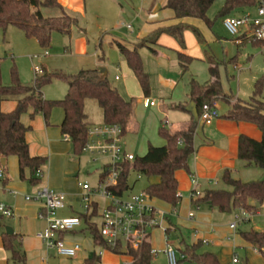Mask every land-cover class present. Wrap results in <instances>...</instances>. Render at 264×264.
Masks as SVG:
<instances>
[{"label": "trees", "instance_id": "obj_1", "mask_svg": "<svg viewBox=\"0 0 264 264\" xmlns=\"http://www.w3.org/2000/svg\"><path fill=\"white\" fill-rule=\"evenodd\" d=\"M216 0H167L165 9L172 12L175 20L194 19L203 22L207 27H212V22L207 18V12ZM258 0H225L216 18H224L238 14L240 11L255 8ZM58 9L61 15L45 18L40 9ZM12 26L20 30L27 39L35 40L41 48H48L51 41V33L70 36L73 28H78L76 18L67 15L57 0H0V29L5 30ZM187 26L183 23L167 28L157 29L146 38L138 42L134 49H128L120 43H115L122 59L135 77L142 96L147 98L150 94L149 78L143 70L141 58L136 47H148L155 45L162 34L172 37L181 49L185 48L183 34ZM198 41H201L197 30L191 29ZM242 43V42H241ZM240 43V44H241ZM253 47L264 49V41L250 39ZM154 53L153 50H151ZM178 63L182 74L188 70L192 58L184 54H178ZM235 59V58H234ZM218 64L209 63V80L199 84L191 80L189 83V101L195 104L197 114L205 104L211 105L219 100L227 99L222 91ZM53 79H60L66 85V94L61 100H46L43 98L42 89ZM262 83L258 81L252 91V95L246 102L236 101L221 118L236 123H249L260 131L262 141L260 143L249 141L243 137L238 139L241 152L240 160L249 166H254L264 172V100L261 98ZM16 100L14 110L9 113L0 112V158L15 157L18 162L19 177L24 180V172L28 170V181L37 185L39 179L34 175L46 164V158L31 157L25 135L30 127H25L20 122L22 115L31 110L30 119L41 114L47 123L51 111L60 108L63 111V121L60 132L70 145L73 156L83 154L87 143V129L89 127L85 104L88 100L97 103L102 112L103 124L120 127L124 137L128 131V123L134 109V100H124L118 91L111 85L106 75L98 69L81 70L75 75L50 74L42 69V75L33 79L31 86L20 83L15 68L10 70V85L3 86L0 83V100ZM184 106H177L182 109ZM196 124L191 122L187 128L177 132H170L160 126L157 135L165 144L162 147L149 145L145 154L134 157L131 162L122 164V171L117 184L111 188L114 196L123 198L130 190L128 177L136 173L148 180L156 179L149 183L143 193L149 198L163 202L172 208H176L180 202L178 195V182L176 172H188L189 161L195 153L194 136ZM1 168V165H0ZM105 172L99 176L101 181ZM222 183L229 190H206L199 197L191 198L193 205H206L210 209H216L221 213L233 210H244L249 215L258 212L256 205L264 204V175L256 181L241 182L234 180L229 171H224L221 177ZM90 217H96V210ZM87 212L79 215L86 232L89 233L95 245L113 254L121 255V248L110 250L97 233L96 223H89ZM170 228L164 232L167 234ZM243 241L255 249L264 257V232L249 230L241 232ZM15 236L2 234V247L10 253L12 264H23L25 256L14 248ZM202 244L197 242L192 245H184L180 251L184 255L181 262L194 264H220L216 255L210 252H201ZM131 258V264H151L152 249L149 240H146L138 249H126V254ZM88 264H99L98 258L88 261Z\"/></svg>", "mask_w": 264, "mask_h": 264}, {"label": "crops", "instance_id": "obj_2", "mask_svg": "<svg viewBox=\"0 0 264 264\" xmlns=\"http://www.w3.org/2000/svg\"><path fill=\"white\" fill-rule=\"evenodd\" d=\"M224 1L225 0H222L221 2L216 4V6L212 5V7L208 10L207 18L210 21H212V16L216 18L217 13L224 4ZM57 2L67 15L76 18L78 21V28H73L69 36L71 40L69 49L70 54L74 55L85 54L87 42L85 40V31L83 28L88 24V16H93V14L95 16L97 14H101L103 4L110 7L113 13L110 19V23L112 22V27H110V30L117 31L115 32L116 35L115 39H113V42L120 43L128 49H134L132 48V46L134 47L138 42H140V40L146 38L157 29L167 28L180 23L185 24L187 26V30L183 34L185 44L184 49H181L176 41L166 34H162L155 45H150L152 46L151 48L148 47L149 50L154 51L153 54L161 58L167 57L166 53H170L171 55H173L175 64L177 66H168L169 71L167 73L165 72L166 66L157 67L156 74L162 81V84H164V86L167 88L168 92V97H166V100L163 102V104H158L159 106L156 104L154 107L144 108L142 106V103L143 100L147 98H144L143 96V100L131 98L134 100V109L128 123V131L124 137H132L133 141L138 137V135L142 131V127L141 125H138L133 114L136 113L137 115L141 112L145 113V111H148L150 109H156L155 111L157 116L159 117V122L157 123L155 121V123H148L144 128L142 140L145 146V150L143 151V155L145 154L149 145L155 147L163 146L158 145L157 143L154 145V143L152 144L151 141L155 142V138L158 137L157 130L160 126H162L161 118L165 119L168 111H180L184 114V116H178L177 126L167 128L170 132L184 130L191 122H193L190 114L185 111L186 107L189 105V103H191V101H189V83L191 80H194L199 84H203L209 80V63L215 64L212 60V57H209V54L213 53L212 49H209V46L211 44H218L222 46L223 43L219 42L218 38H213L211 40H207L205 38L203 29L207 26L203 22L194 19L175 20L172 12L165 9L167 0H153V2L151 3V7L147 13L146 24L141 25V27H138L137 29H132L131 26L126 25L125 33L122 34L118 31L117 19L119 17L120 10H118L115 0H57ZM99 4H102V6H100ZM96 12L98 13L95 14ZM40 13L45 18L58 17L61 15V12L58 9L42 8L40 9ZM248 13L249 10L247 9L240 11L238 14L230 15L228 17H240ZM224 18H220L221 23ZM191 29H195L198 31L201 41H198ZM5 30H2L3 33L5 32ZM168 38L170 40H168ZM250 39L251 38L243 34L239 37H235V39H232L231 41L234 43L236 50H239L242 46L250 44ZM1 40H4V34L2 36V34L0 33V55L8 57L6 52H4L3 50ZM188 40H190L189 42L192 46L191 52L187 51ZM178 54H184L185 56L192 58V61L189 64L188 70L185 74H182L181 72V68L178 63ZM222 56L224 57V59L221 65H218V70L222 91L227 96V99L219 100L217 102L216 107L219 117L209 125V130L206 131L200 143H196L197 133L195 127V153L189 161L188 172L178 171L175 174L178 182V194L180 196V202L174 209L169 205L155 199H152L151 201L153 207L158 212L163 213L165 216V220H163L161 227H159L163 228L164 231L167 229V226L169 228V223L167 224L168 215L177 216L178 211L180 213L184 212L185 210H189L190 212V207L196 206L191 203L190 196L189 200H183V197L181 198L183 194L190 195L191 177L197 180L198 190L202 194L206 190H229V188H227L221 181V177L224 171H229L231 173L232 179L239 180L241 182L256 181L262 178V176L264 175V172L262 170L254 166H249L246 162L240 160L241 152L238 145V139L240 137H243L252 142L260 143L262 141L260 131L256 128V126L252 124L236 123L221 118V116L225 114L229 110L230 106L236 101H241L243 103L246 102L238 99L237 97H234L231 93V89L224 83V74L225 78L228 79V65L232 66L233 69L236 68V56L228 57L226 54H224V52H222ZM98 68H101L103 70L102 74L106 75V77L108 78V69L110 68L100 60L94 69ZM42 69L46 71V68L43 67ZM176 71H178V74L177 78L175 79ZM165 74L168 78H170V76H173V79L166 80L167 78L163 77V75ZM115 78H117V80H115ZM111 79L116 82L119 81V77L117 75H114L113 77H111ZM43 89L42 95L44 99H54L50 95H44ZM221 104H223L222 113H219V110H221ZM180 105L184 107L182 109H178L177 106ZM15 106L16 100L14 99L0 100L1 113H9L14 110ZM31 112V110H28L26 114L22 115V117L20 118V122L23 126L30 127V131H28L25 135V141L28 145L29 155L31 157L46 158V164L40 170L41 178L39 179V183L37 185H32L29 183L28 178L30 177V173L28 170H25L24 172L25 179H20L18 162L15 157L11 156L5 159L0 158V171L3 173L4 177V180L0 181V203L13 211V217L6 218V224L10 226L13 232L12 235L16 238L13 242L14 248L19 252H22L25 256V262L23 264H88V261L92 260L93 258H98L99 264H124L126 260L122 261L120 256L125 255H116L107 250H103L101 247L96 246L89 233L84 231V225H81L73 233L65 235L63 237L67 245L79 244L81 247V250L77 253V255L71 259L58 257L52 250H48L36 238V234L43 231V229L45 228L44 221H41L37 218V215L41 209V205L38 202H26L24 200L25 196L33 194L37 189L41 187H47L56 193L61 192L65 195V207L57 212L58 215L61 212H65V215L58 216L59 218L79 217V215L83 213L84 210L81 207L82 210L78 211L74 207L77 204L79 206L78 202L80 200V183H78L77 177L74 179L75 175L79 173L80 162L78 161L79 157L73 156L69 141L61 135L60 125L63 121V111L60 108L53 109L49 115L47 123L44 121V118L41 114H37L33 117V119H30L29 115L31 114ZM88 124L89 126H96L90 124L89 122ZM129 141L131 140L128 139V142ZM163 143L165 144L164 141ZM123 148L126 153L130 154L127 142L125 143L123 141ZM96 159H92V162L95 164L93 168L98 166V169L91 171L93 169L91 168L90 172H94L103 168L101 164H96ZM76 181L77 185L75 187L74 184L76 183ZM98 183L99 177L94 187H92L91 185L89 186L91 188H95ZM92 203L93 208L96 210V218H94V222L97 223V216L106 202L103 198L94 196L92 198ZM156 204L160 209H158ZM200 206L203 205H199L196 207L199 208ZM204 206L209 208L206 205ZM262 207H264V204L262 205ZM202 217L209 218V215L205 212H202L198 215V221L202 220ZM189 220L192 221L193 217L189 218ZM2 229H4V224H0V264H12L9 256L10 253L5 251L2 247L1 236L3 233H5V231L2 232ZM228 230L229 235L226 241L231 242L232 232L234 234L235 231H232L230 229ZM150 241L151 236L149 237V242ZM195 241L196 242H193V244L200 242L202 246L205 245L204 241L200 240V238L198 237ZM246 245L251 248L252 251L257 252L255 249L250 247V245ZM128 264H131V260L128 262ZM233 264H237V262Z\"/></svg>", "mask_w": 264, "mask_h": 264}, {"label": "rangeland", "instance_id": "obj_3", "mask_svg": "<svg viewBox=\"0 0 264 264\" xmlns=\"http://www.w3.org/2000/svg\"><path fill=\"white\" fill-rule=\"evenodd\" d=\"M221 1L222 0H216L213 6H216V4ZM115 2L118 10H120L117 19L118 31L124 34L126 25L131 26L132 29H137L138 27H141V25L146 24L147 13L153 0H115ZM99 5L102 6V4ZM102 7L103 9L100 15L96 12V16L94 14L93 16H88V24L83 28L85 31V40L87 42L84 55L70 54V37L58 32L51 33L50 46L43 49L35 40L27 39L20 30L14 27H7L4 33L0 30L2 36L4 34V40H1V45L8 56L5 57L0 55L1 85H10V70L12 68L16 69L22 85L31 86L35 75L34 67H44L46 68V72L50 74L58 73L75 75L81 70L94 69L100 60L110 68L108 69V80L123 99L126 101H129L131 98L143 100L141 90L135 77L126 67L115 43L113 42L116 35L115 32L117 31L110 30V27H112L110 19L113 15L111 8L104 4ZM248 10L250 17H255V8ZM211 20L212 27H206L203 29L205 38L207 40L218 38L219 42L223 43L222 46L211 44L209 49H212L213 53H210L209 57H212L215 64L221 65L224 59L222 52L228 57L236 56V68L233 69L232 66L228 65V79L225 78L224 74V83L231 89V93L234 97H237L242 101H248L255 84L258 81H261V98L264 100V49L255 48L250 44H246L239 50H236L234 43L231 41L232 39H235V37L228 35L222 26L221 19L212 16ZM244 31L245 28H243V32ZM168 40L170 39L168 38ZM189 41L190 40H188L187 51L191 52L192 46ZM148 47L151 48L152 46ZM148 47H136V51L141 58L143 70L149 78L150 94L147 99L151 101L153 100L157 105H160L163 104L166 97H168V92L167 88L162 84V81L156 74L157 67L166 66L165 72L167 73L169 71L168 66L177 65L175 64L173 55L170 53H166L167 57L161 58L153 54ZM132 48L135 47L132 46ZM45 53L47 54L45 55ZM177 74L178 71L175 73V79L177 78ZM114 75L119 77V81L116 82L111 79ZM163 77L167 78L166 80L173 79V76L168 78L166 74L163 75ZM65 93L66 85L60 79H53L43 89L44 95H50L54 98L47 100L62 99ZM216 104L217 103H215V105ZM222 105L223 104L220 105L221 110H219V113H222ZM85 108L88 115V122L96 126H102L103 118L97 103L93 100H88ZM155 110L156 109H150L145 111V113L141 112L137 115L136 113L133 114L138 125H141L142 131L134 141L132 137L129 136L124 137L123 141L125 143L127 142L129 152L134 157H141L145 150L142 140L145 126L148 123H155V121L157 123L159 122V117ZM180 115L184 116L180 111L176 112L170 110L165 119L161 118L162 123L167 120L169 122L167 128L175 127L178 125V116ZM207 130H209V125H203L200 122L196 123V143H200ZM128 139L131 141L128 142ZM151 143H154V145L156 143L161 146L164 145L163 141L158 137L155 138V142L151 141ZM78 157L80 170L79 173L75 175L74 179L77 177L78 183H87L94 187L103 168L90 172L91 168L95 165L92 162V159H96L90 152H83V154ZM96 160V164H101L102 167L106 164L105 159L98 157ZM77 181L74 184L75 187ZM155 181L156 179L148 180L144 177L138 176L136 173H131L128 177L130 190L125 193L124 197L142 193L149 183ZM79 195L80 200L78 203L80 207L78 204L74 206L78 211L82 210L81 191ZM182 197L183 200H189V194H183L181 198ZM256 207L258 212L251 216L245 214L242 215L243 212L240 210L221 213L216 209H210L204 205L199 208L192 206L190 207V212L189 210L180 213L178 211L177 216L168 215L167 224L169 223L170 230L167 234H165L163 228H155L150 232V242L153 251L151 264H167L165 255L167 245H170L176 251L182 250L184 245H192L193 242H196L195 240L197 237L205 243V245L201 247V252L214 253L220 264H233L234 258L236 259L237 264H264V257L257 252L252 251L240 236L241 232L249 230L264 232V207L259 205H256ZM158 209L160 208L158 207ZM202 212L207 213L209 218L202 217V220L198 221V215ZM188 214L192 215V221L189 220ZM62 215H65V212H61L59 215L56 214L57 217ZM238 215L246 220L237 225L235 233L233 234L232 232L231 242H227L229 225L236 222L235 217H238ZM6 223V218L5 220L4 218H0V224H4L2 232H4L6 228H10ZM120 258L122 261L126 260V263L124 262V264H128L131 260L127 255L120 256ZM179 264L194 263L180 262Z\"/></svg>", "mask_w": 264, "mask_h": 264}, {"label": "built area", "instance_id": "obj_4", "mask_svg": "<svg viewBox=\"0 0 264 264\" xmlns=\"http://www.w3.org/2000/svg\"><path fill=\"white\" fill-rule=\"evenodd\" d=\"M258 1L259 5L255 7V17L251 18L249 14H245L241 17L223 19V27L231 37H239L245 34L256 41H264V0ZM243 28H245L244 32H242ZM34 74V78L42 75V68L34 67ZM155 105V101L148 99H144L142 103L144 108H151ZM218 117L215 103L205 104L201 107L198 122L203 125H210ZM168 124L169 122L165 120L162 126L167 128ZM87 138L83 152H90L95 158L105 159L106 164L103 166V171L106 174L95 188H91L87 183L79 185L81 189V207L90 217L93 211L92 198L94 196L103 198L106 203L97 216L98 235L110 250L118 248L125 251L126 249L136 250L146 240H149L150 232L153 229L161 227L165 216L153 207L152 199L143 192L123 198L113 195L111 188L117 184L122 171V164L131 162L134 159V156L126 153L123 148V136L120 127L105 124L102 126H89ZM34 177L40 179L41 171H37ZM2 180H4V177L0 171V181ZM190 182V199L199 197L201 193L198 190L197 180L191 177ZM24 200L26 202H38L41 205L37 218L44 221L45 228L36 234V238L58 257L74 258L81 250L80 245H67L63 237L73 233L83 225V222L79 217L59 218L56 216L57 212L65 207V195L56 193L47 187H41L33 194L25 196ZM240 211L243 212L242 215L251 216L244 210ZM0 217L12 218L13 211L0 204ZM191 217L192 215L189 214V218ZM235 219L236 222L229 225V229L232 231L236 230L239 223L246 220L239 217V215ZM93 222L94 217H90L89 223L93 224ZM165 255L167 264H179L184 259V255L170 245H167ZM236 262V259H234L233 263Z\"/></svg>", "mask_w": 264, "mask_h": 264}, {"label": "water", "instance_id": "obj_5", "mask_svg": "<svg viewBox=\"0 0 264 264\" xmlns=\"http://www.w3.org/2000/svg\"><path fill=\"white\" fill-rule=\"evenodd\" d=\"M98 70L102 73L103 70L101 68H98ZM185 111L190 114V116L192 117L193 123H197L198 122V114H197V109L194 103H189V105L186 107ZM3 161V160H2ZM98 169V166H96L95 168H93L91 171ZM5 233L8 236H11L13 234L12 229L11 228H6L5 229ZM121 254L125 255L126 251L123 249L121 251Z\"/></svg>", "mask_w": 264, "mask_h": 264}]
</instances>
